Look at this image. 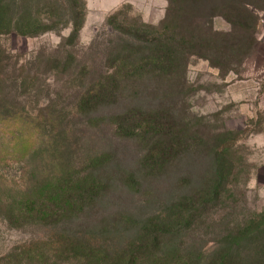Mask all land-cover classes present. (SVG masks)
I'll return each instance as SVG.
<instances>
[{
	"label": "rangeland",
	"instance_id": "rangeland-1",
	"mask_svg": "<svg viewBox=\"0 0 264 264\" xmlns=\"http://www.w3.org/2000/svg\"><path fill=\"white\" fill-rule=\"evenodd\" d=\"M85 2V22L74 43L70 26L37 35L0 34V108L40 115L42 136L51 139L48 149L31 158L23 157L25 146L20 156L3 153L0 197L15 201L21 189L19 199H34L37 186L59 172L84 175L98 179L100 192L82 218L99 234L116 230L114 253H149H140L136 264H175L165 258L195 259L202 252L206 261L221 264L260 257L264 239L250 243L243 237L254 215L264 211V9L258 11L255 50L242 62L228 57V65L215 67L192 57L180 68L176 86L170 76L155 77L144 88L130 80L114 99L99 102L86 100L92 86L113 72L116 48L142 35L140 22L159 25L168 0ZM34 7L38 16L46 15V6ZM212 21L218 31L232 30L221 16ZM201 197L194 225L176 229L173 210ZM6 215L0 212V264H90L52 244L12 257L32 241L70 234L29 216L13 225ZM151 223L167 232L152 248L142 235ZM232 241L233 249L227 243Z\"/></svg>",
	"mask_w": 264,
	"mask_h": 264
},
{
	"label": "trees",
	"instance_id": "trees-1",
	"mask_svg": "<svg viewBox=\"0 0 264 264\" xmlns=\"http://www.w3.org/2000/svg\"><path fill=\"white\" fill-rule=\"evenodd\" d=\"M260 3V0H168L166 16L159 25L140 22L142 35L135 37L132 35L130 36L132 39L122 47L119 49L115 47L118 57L117 63L116 61L113 63V72L106 80L92 86L86 101L114 99L121 90L129 86L130 80L138 81L140 84L136 83V86L137 84L142 86L155 77L163 80L170 76L172 86H176L182 80L180 68L186 66L192 57L208 60L215 67L228 65V57L237 63L242 62L255 50L258 11L264 9ZM35 4L46 6L47 13L44 17L34 12ZM49 4L55 5L56 13L49 10L51 9ZM214 16L225 18L231 24L232 30L224 32L214 29L212 21ZM203 17L209 20H204ZM85 18V0H0V34L16 32L37 35L70 26L68 40L74 43L78 40ZM114 19L113 13L106 20V25H113ZM206 24L209 26H204ZM202 27H205V30ZM149 74L150 77L144 78ZM137 76L141 77L136 79ZM34 114L0 108V160L3 159L5 151L7 155L10 150L11 153H17L20 146H25L23 157L31 158L51 145V139L42 136L41 128L44 127L40 115ZM17 156H20V153H17ZM22 192L18 189L15 201L0 197V212H4L5 218L6 214L9 215L11 224L15 225V221L29 216L37 218L45 228L63 226L62 235L67 233L70 235L52 241L39 240L40 245L39 243L33 245L32 241L28 244L27 250L11 253L14 254L12 257L24 258L48 244H52L55 251L74 253L90 264H136L139 254L143 253L133 249H129L126 254L114 253L111 250V238L117 234L116 230L107 233L102 231L100 235L87 224L86 219L82 218L88 214L86 211L90 203L99 196L98 179L94 182L89 181L84 175L74 177L59 172L44 186H37L33 192L34 199L27 198L26 201L19 199L18 195ZM201 199L202 197L195 200L196 203L193 204L191 202L179 204L173 210V218H177L176 229L180 230V224L184 226V222L186 226L194 225L199 217L195 212H200L203 203ZM18 203L22 208L17 207ZM31 203L34 205L31 206ZM34 206L36 207L32 209ZM164 229L152 223L143 229L142 235L146 236L147 240L151 239V248L163 243L162 236L167 234ZM263 235L264 211L255 214L250 220L243 239L252 243L263 240ZM234 239L238 240L237 242L241 241V237ZM237 242L227 243L231 244L232 248ZM230 249L223 259L230 256ZM262 251L260 257L253 258L249 263L247 261L249 258H246L244 264H264V250ZM144 252L143 254H149ZM207 256L202 252L195 259L184 254L174 258L171 255L165 260L175 264H221L206 261Z\"/></svg>",
	"mask_w": 264,
	"mask_h": 264
},
{
	"label": "crops",
	"instance_id": "crops-1",
	"mask_svg": "<svg viewBox=\"0 0 264 264\" xmlns=\"http://www.w3.org/2000/svg\"><path fill=\"white\" fill-rule=\"evenodd\" d=\"M115 0H108V3H111L112 5L114 4ZM89 6V5H88Z\"/></svg>",
	"mask_w": 264,
	"mask_h": 264
}]
</instances>
